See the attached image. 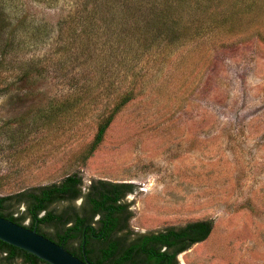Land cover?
I'll use <instances>...</instances> for the list:
<instances>
[{
    "label": "rangeland",
    "instance_id": "1",
    "mask_svg": "<svg viewBox=\"0 0 264 264\" xmlns=\"http://www.w3.org/2000/svg\"><path fill=\"white\" fill-rule=\"evenodd\" d=\"M234 1L221 0L207 16L221 22ZM87 4L0 0V26L7 25L0 44L11 40L0 53V196L75 172L84 190L94 180L131 183L135 233L213 222L180 264H264L263 11L246 12L251 23L230 33L208 22L198 33L190 23L191 37L171 53L117 64L70 40L72 29L86 36L79 20ZM132 80L136 98L84 160ZM61 105L64 114L45 120Z\"/></svg>",
    "mask_w": 264,
    "mask_h": 264
},
{
    "label": "trees",
    "instance_id": "2",
    "mask_svg": "<svg viewBox=\"0 0 264 264\" xmlns=\"http://www.w3.org/2000/svg\"><path fill=\"white\" fill-rule=\"evenodd\" d=\"M90 1L91 7L86 5L79 20L85 38L72 29L70 40L86 41L92 55L97 50L103 55L108 53L106 56L117 60V64L121 59L125 63L129 56L137 55L140 59L159 49L161 54L167 49L171 53L180 42L191 37L190 23L196 24L198 33L207 22V26L215 23L230 33L251 23L246 22V12L263 11L264 16V0L234 1L232 12L229 7V13L219 23L210 18L216 13L207 14L211 8H219L221 0ZM184 15L191 19L189 23ZM6 29L7 25L0 26V40ZM10 41L9 38L3 41L4 45L0 44L2 56L11 49ZM129 71L133 77V70ZM127 75L128 72L126 80ZM132 82L100 121L84 160L99 148L117 115L136 98L137 85L135 80ZM53 110L45 120H57L66 112V106ZM84 189L83 178L75 172L60 182L0 196V216L36 230L80 259L86 255L92 264H180L178 256L207 240L213 230L212 221H194L181 227L135 233L130 227L131 204L126 201L135 191L133 184L94 180ZM22 206L24 211H20ZM26 220H30V226L24 224ZM0 264L49 263L0 240Z\"/></svg>",
    "mask_w": 264,
    "mask_h": 264
},
{
    "label": "water",
    "instance_id": "3",
    "mask_svg": "<svg viewBox=\"0 0 264 264\" xmlns=\"http://www.w3.org/2000/svg\"><path fill=\"white\" fill-rule=\"evenodd\" d=\"M0 240L49 264H92L80 259L49 238L0 216Z\"/></svg>",
    "mask_w": 264,
    "mask_h": 264
},
{
    "label": "flooded vegetation",
    "instance_id": "4",
    "mask_svg": "<svg viewBox=\"0 0 264 264\" xmlns=\"http://www.w3.org/2000/svg\"><path fill=\"white\" fill-rule=\"evenodd\" d=\"M30 226V225H29Z\"/></svg>",
    "mask_w": 264,
    "mask_h": 264
}]
</instances>
